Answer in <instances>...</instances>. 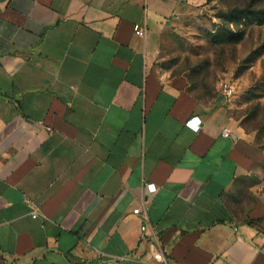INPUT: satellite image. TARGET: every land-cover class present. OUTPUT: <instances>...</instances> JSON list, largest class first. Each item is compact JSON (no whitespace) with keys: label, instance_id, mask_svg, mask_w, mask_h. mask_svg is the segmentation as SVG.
I'll use <instances>...</instances> for the list:
<instances>
[{"label":"crops","instance_id":"obj_1","mask_svg":"<svg viewBox=\"0 0 264 264\" xmlns=\"http://www.w3.org/2000/svg\"><path fill=\"white\" fill-rule=\"evenodd\" d=\"M191 1L0 0V264H264V150L158 60Z\"/></svg>","mask_w":264,"mask_h":264},{"label":"rangeland","instance_id":"obj_2","mask_svg":"<svg viewBox=\"0 0 264 264\" xmlns=\"http://www.w3.org/2000/svg\"><path fill=\"white\" fill-rule=\"evenodd\" d=\"M158 57L200 102L222 104L228 126L264 150V0H192ZM222 80L234 85L231 97L219 91Z\"/></svg>","mask_w":264,"mask_h":264},{"label":"built area","instance_id":"obj_3","mask_svg":"<svg viewBox=\"0 0 264 264\" xmlns=\"http://www.w3.org/2000/svg\"><path fill=\"white\" fill-rule=\"evenodd\" d=\"M136 34L138 36H143L144 35V31H137ZM218 89L221 92V94L224 97H231L233 95V93L235 92V88L234 85H232L231 82L227 81V80H222L218 83ZM49 130V128L47 129ZM221 136L225 139H239L238 136H234V134L232 133L230 127H224L221 133ZM145 188L149 191H154L155 187L153 184L151 183H145L144 184ZM28 201V200H27ZM28 203L31 206V212H30V217L32 219H37L38 217H41L38 208L31 202L28 201ZM132 214L134 215H141L142 212L140 211L139 208H136L132 211ZM141 232L143 233V237L146 236L145 233L147 232V230H150L149 226L147 224H144L141 226L140 228ZM148 241L152 242V246L157 247V253L153 258V261H149L148 264H171V261L169 260V258L166 256V254L164 253V251H162L160 249V241L158 240L157 235L151 231V233L146 236Z\"/></svg>","mask_w":264,"mask_h":264}]
</instances>
